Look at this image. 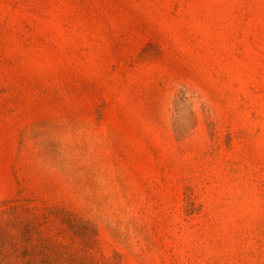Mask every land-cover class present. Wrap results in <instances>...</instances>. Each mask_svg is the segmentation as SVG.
<instances>
[{
  "label": "rangeland",
  "instance_id": "obj_1",
  "mask_svg": "<svg viewBox=\"0 0 264 264\" xmlns=\"http://www.w3.org/2000/svg\"><path fill=\"white\" fill-rule=\"evenodd\" d=\"M0 264H264V0H0Z\"/></svg>",
  "mask_w": 264,
  "mask_h": 264
}]
</instances>
